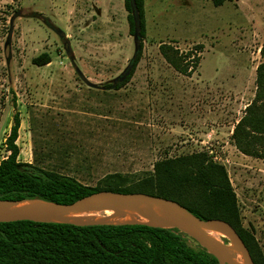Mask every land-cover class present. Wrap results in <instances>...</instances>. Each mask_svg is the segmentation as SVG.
I'll list each match as a JSON object with an SVG mask.
<instances>
[{
    "label": "rangeland",
    "instance_id": "374dc122",
    "mask_svg": "<svg viewBox=\"0 0 264 264\" xmlns=\"http://www.w3.org/2000/svg\"><path fill=\"white\" fill-rule=\"evenodd\" d=\"M144 10L141 60L114 90L139 41L128 33L123 0H0V161L15 113L17 161L89 187L109 174L139 179L163 159L206 153L226 171L241 226L264 258V161L236 156L228 135L255 96L264 0L220 7L144 0ZM161 43L182 53L201 45L195 72L174 71ZM42 54L50 63L33 65ZM211 106L221 110L217 118L208 116ZM216 126H225L222 134Z\"/></svg>",
    "mask_w": 264,
    "mask_h": 264
},
{
    "label": "trees",
    "instance_id": "16d2710c",
    "mask_svg": "<svg viewBox=\"0 0 264 264\" xmlns=\"http://www.w3.org/2000/svg\"><path fill=\"white\" fill-rule=\"evenodd\" d=\"M220 7L233 0H211ZM128 33L137 38L136 53L125 77L114 90L125 87L141 60L146 38L144 0H123ZM159 54L178 74L190 77L199 65L195 53L179 52L170 43H161ZM262 62L256 68V92L245 116L234 129L232 141L243 155L264 160V46L259 51ZM50 63L47 54L32 60L38 67ZM5 141L8 156L0 161V200L40 199L70 205L99 192L146 194L171 200L200 220H221L238 234L254 264H264L254 238L242 228L236 197L226 171L213 163L206 153L163 159L151 172L139 179L119 173L104 176L94 187L54 170L19 163L16 145L20 119L14 114ZM263 146L248 149L249 146ZM193 243L189 245V242ZM228 244L226 240H223ZM0 264H218L193 240L176 230L147 226H94L39 224L28 221L0 223Z\"/></svg>",
    "mask_w": 264,
    "mask_h": 264
},
{
    "label": "water",
    "instance_id": "95a60500",
    "mask_svg": "<svg viewBox=\"0 0 264 264\" xmlns=\"http://www.w3.org/2000/svg\"><path fill=\"white\" fill-rule=\"evenodd\" d=\"M21 221L75 227L140 225L176 230L193 240L218 264H254L243 241L228 223L200 220L174 201L146 194L99 192L70 205L37 198L0 200V223Z\"/></svg>",
    "mask_w": 264,
    "mask_h": 264
},
{
    "label": "crops",
    "instance_id": "0c3cea01",
    "mask_svg": "<svg viewBox=\"0 0 264 264\" xmlns=\"http://www.w3.org/2000/svg\"><path fill=\"white\" fill-rule=\"evenodd\" d=\"M255 78H256V69H255ZM208 80H209V79H208ZM251 102H252V100L250 101V103H248V104L243 108V110L241 111V116L235 118L234 122H233V123L231 124V126L229 127V133H228V135H229L230 139L232 138V135H233V132H234L235 127H236L237 124L240 122V120L245 116V110H246V108L251 104ZM218 103H219V102H218ZM211 107H212V108L209 109V111H208V113H209L208 116L211 117V118H217V116H218L220 113H222L221 110L218 109V107H217V109H215L214 106H211ZM219 108H220V106H219ZM214 130H216V133L222 134L223 131L225 130V126H224L223 128H219V127L216 126V128H214ZM231 146H232L231 148H233V150L235 151L236 156H237V154H238V155H240L241 157H243V158H245V159H250V160L253 159V160L264 161V160H262V159H256V158L249 157V156H245V155L241 154V153L235 148L232 139H231ZM262 147H263V146H260V145L249 146L248 149H250V150H251V149H254V148L261 149ZM233 155H234V153H233ZM234 156H235V155H234Z\"/></svg>",
    "mask_w": 264,
    "mask_h": 264
},
{
    "label": "bare ground",
    "instance_id": "6f19581e",
    "mask_svg": "<svg viewBox=\"0 0 264 264\" xmlns=\"http://www.w3.org/2000/svg\"><path fill=\"white\" fill-rule=\"evenodd\" d=\"M106 215H109V212H107V214Z\"/></svg>",
    "mask_w": 264,
    "mask_h": 264
}]
</instances>
